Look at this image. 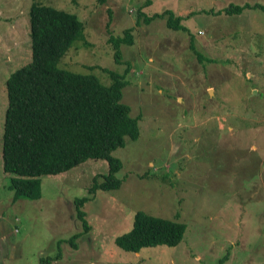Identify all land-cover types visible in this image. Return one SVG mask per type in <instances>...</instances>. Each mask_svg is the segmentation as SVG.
Wrapping results in <instances>:
<instances>
[{
    "label": "rangeland",
    "instance_id": "obj_1",
    "mask_svg": "<svg viewBox=\"0 0 264 264\" xmlns=\"http://www.w3.org/2000/svg\"><path fill=\"white\" fill-rule=\"evenodd\" d=\"M0 0V264H264V11L217 14L229 4L264 0ZM32 3L76 14L87 45L76 43L58 67L125 77L120 101L138 117L139 136L111 156L121 163L117 190L84 204L74 199L101 181L103 160L42 176L41 198L13 200L2 170L6 78L31 60ZM170 10L183 30L139 18ZM132 28L119 63L108 36ZM199 53V58L195 53ZM129 67V70H128ZM137 210L185 224L174 247L121 251L114 239ZM80 232L71 243L66 241ZM226 256V257H225Z\"/></svg>",
    "mask_w": 264,
    "mask_h": 264
},
{
    "label": "trees",
    "instance_id": "obj_2",
    "mask_svg": "<svg viewBox=\"0 0 264 264\" xmlns=\"http://www.w3.org/2000/svg\"><path fill=\"white\" fill-rule=\"evenodd\" d=\"M102 1V0H99ZM151 4L146 0L144 5ZM245 9L264 11L260 2L229 4L217 14H240ZM145 23L165 17V24L183 30L182 16H173L168 9L152 15L136 10ZM31 60L5 80L7 106L2 132V170L12 175L9 190L13 200L40 199L42 176H57L88 160H103L107 171L87 189V196L74 199L76 215L83 231H88L84 204L97 191L117 190L120 180L115 174L120 161L111 156L124 147L125 139L139 136L138 117L130 115V107L120 101L125 77L102 69L110 79L102 84L92 75H80L58 67L66 52L76 43L87 45L84 26L76 14L52 6L32 3L28 11ZM132 28L122 37L108 36L112 58L119 63L120 46L132 45ZM199 58L202 56L195 52ZM129 70V67H128ZM185 224L137 210L132 228L114 239L121 251L138 253L154 246H177L184 236ZM80 232L71 236L74 241ZM226 257V256H225ZM53 258L41 259L50 264Z\"/></svg>",
    "mask_w": 264,
    "mask_h": 264
}]
</instances>
